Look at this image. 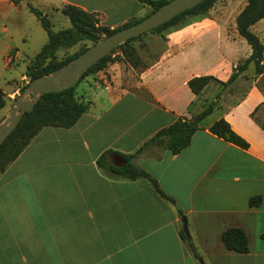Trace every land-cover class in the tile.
I'll return each instance as SVG.
<instances>
[{
    "label": "crops",
    "instance_id": "0c3cea01",
    "mask_svg": "<svg viewBox=\"0 0 264 264\" xmlns=\"http://www.w3.org/2000/svg\"><path fill=\"white\" fill-rule=\"evenodd\" d=\"M66 4L93 13L109 28L149 11L137 0H0L1 70L12 68L21 54L27 59L14 83L26 78L25 66L37 53L26 54L31 34L41 39L39 47L46 42L27 27L34 18L29 6L43 13L60 12ZM232 27L191 21L168 32L163 49L144 67L115 59L78 80L74 98L85 110L76 122L40 128L0 173V264H264V130L254 120L264 116L260 74L222 107L216 102L223 91L252 63L225 89L216 83L209 95L203 93L211 81L197 95L186 84L198 75L225 81L249 55ZM249 30L264 46V17ZM210 101L211 112L218 113L208 122L211 112L205 115L180 151L152 146L131 159L173 203L145 178L111 177L97 166L106 150L113 151L106 160L119 165L116 152L132 153L157 130L177 117L190 118ZM220 117L248 143L246 149L207 130ZM253 196L258 201L249 205ZM181 216L197 257L179 235ZM227 227L243 230L245 253L222 246L220 232Z\"/></svg>",
    "mask_w": 264,
    "mask_h": 264
},
{
    "label": "trees",
    "instance_id": "16d2710c",
    "mask_svg": "<svg viewBox=\"0 0 264 264\" xmlns=\"http://www.w3.org/2000/svg\"><path fill=\"white\" fill-rule=\"evenodd\" d=\"M137 1L148 5L150 8L148 13H150L167 0ZM215 1L216 0H202L146 32L160 31L169 26L176 25L186 15H201L205 13ZM29 10L36 16L41 28L44 30L46 34V42L25 66L24 75L28 77V81L37 76L47 74L65 64L69 59H72L81 53L85 47L74 52L62 61L51 62V58L58 49L74 45L82 40H89L93 43L100 37L107 36L115 30L133 24L142 18L131 17L123 24L109 28L106 25L98 24V20L93 13L86 12L74 5L66 4L60 8V13L68 19L70 26L53 31L50 28V22L45 14H42L38 9L31 6H29ZM148 13H146V15ZM262 17H264V0H246L245 4L234 18V24L237 34L244 39L250 48L249 55L244 58L241 63L232 67L231 73L225 81H219L212 75L190 77L186 84L193 94L197 95L210 81L218 83L220 90L225 89L236 79L240 72L246 69L249 63H252L254 73L260 74L258 88L264 92V66L261 63L264 61V46L261 44L257 36L249 30V26ZM140 35L127 39L123 43L114 47L108 54L94 62L78 77L74 85L84 75L97 72L104 68L108 62L113 61L114 59L111 57V54L115 49L120 50L121 58L132 68L144 67V65H140L139 59L135 55L134 50L128 45L130 41ZM74 85L59 91L41 94L35 101L32 110L24 112L21 115L12 131L9 132L0 142V173L18 155L22 148L40 128L45 126L68 128L76 122L78 117L84 112L85 105L74 98ZM217 97L218 93L216 95V98ZM214 102L215 101L208 102L198 113L192 115L188 119L177 117L172 123L153 133L132 153L122 154L116 152L121 162L119 165L111 164L106 160V154L113 151H104L96 160L97 166L102 169L106 175L111 177L128 180L145 178L161 198L173 203L172 199L164 194L158 187L156 180L146 171L138 168L131 159L152 146L166 149L170 153H177L180 151L188 144L190 136L198 128L199 121L211 112ZM3 105L4 95L0 89V108ZM254 110L255 108L251 111V116H253ZM254 120L257 122L258 126L264 130V116L261 121H258L255 117ZM207 130L216 137L242 149L248 147V143L235 133L230 128L229 124L221 117L213 121L207 127ZM257 201L258 197L253 196L248 199V204L254 205ZM178 212L179 214H182L181 211ZM179 235L186 243L192 255L197 257L198 255L190 238L186 237L181 229L179 230ZM261 237H264V232L261 234ZM220 242L226 250H232L238 253H245L247 251L246 236L243 230L239 227H227L222 230L220 232Z\"/></svg>",
    "mask_w": 264,
    "mask_h": 264
},
{
    "label": "rangeland",
    "instance_id": "374dc122",
    "mask_svg": "<svg viewBox=\"0 0 264 264\" xmlns=\"http://www.w3.org/2000/svg\"><path fill=\"white\" fill-rule=\"evenodd\" d=\"M246 0H216L210 8L203 14L201 15H186L181 21H179L176 25L169 26L165 29H162L160 31H151V32H145L144 34L140 35L139 37L135 38L134 40L130 41L128 45L134 50L135 55L139 59L140 65H145L149 62H151L154 58H156L157 54L163 49L164 43L166 41L165 35L170 32L171 30L178 28L184 24H187L191 21H196V20H201L203 18L213 20V21H218L224 24L228 30H232V26L234 23V18L236 14L240 11V9L243 7L245 4ZM150 9V8H149ZM41 10V9H40ZM46 14L47 19L50 22V28L53 31H56L58 29L66 28L70 26V23L68 19L60 12H49L47 10H44L42 14ZM146 13H142L139 17H143ZM33 22H30L27 27L29 31H33V28H35L41 37H43L44 41H46V35L43 31V29L40 27L39 22L37 21L36 16H33ZM138 17V18H139ZM207 36V35H206ZM205 36V37H206ZM104 37V36H102ZM100 37V38H102ZM212 38L209 36V40ZM40 38L36 34H31L28 43L29 45L26 48V54L28 56H32L39 50L40 46ZM92 42L89 40H82L74 45L67 46L64 48L58 49L54 56L51 58V62H58L62 61L63 59L67 58L68 56L72 55L74 52L86 48L89 45H91ZM207 50V49H206ZM21 59L12 67V68H6L1 70V65H0V88L4 91V105L0 108V123L4 120L5 117L8 116V112L10 107L13 105V101L17 97H23L24 99L29 98V94H26L24 92L25 86L28 82V77L23 78L21 82H15L18 81L19 79V73L21 72V69L23 68V64L27 62L26 57H24L21 54ZM111 57L113 59H118L119 61H125L121 58L120 50L115 49ZM239 60V58H236ZM71 60V59H69ZM68 60V61H69ZM67 61V62H68ZM66 62V63H67ZM242 61L239 60L238 63H241ZM235 64V65H236ZM241 73V72H240ZM247 74L241 76L238 81L230 85L227 90L225 89L223 91V96L221 101H217L216 104L219 105V107H222L226 103H231L233 100H235V97H238L241 92L248 86L249 84V78L254 75V70L253 67H249L247 69ZM11 79L12 83L8 84L6 83L7 80ZM258 84V83H257ZM77 85V83L74 85V87ZM215 87L219 88L216 82L211 81L208 85V88L204 91L203 95H209L213 92ZM12 88L15 89V94L14 95H9L7 96L5 91L7 92ZM217 109H214L209 115H207L204 119L205 122H208L212 120L215 115L218 113ZM255 118L258 121H261L262 115H257Z\"/></svg>",
    "mask_w": 264,
    "mask_h": 264
},
{
    "label": "water",
    "instance_id": "95a60500",
    "mask_svg": "<svg viewBox=\"0 0 264 264\" xmlns=\"http://www.w3.org/2000/svg\"><path fill=\"white\" fill-rule=\"evenodd\" d=\"M201 1L167 0L137 22L123 26L111 34L95 40L67 63L47 74L29 80L24 90L26 94H29V98L17 97L9 109L8 116L0 123V142L12 131L21 115L32 110L35 101L41 94L71 87L88 67L108 54L117 45L156 27ZM180 221L181 230L188 237L185 217L181 216Z\"/></svg>",
    "mask_w": 264,
    "mask_h": 264
}]
</instances>
